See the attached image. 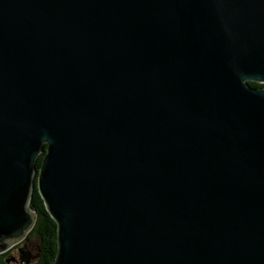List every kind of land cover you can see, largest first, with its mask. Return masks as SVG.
I'll return each mask as SVG.
<instances>
[{
	"label": "water",
	"instance_id": "obj_1",
	"mask_svg": "<svg viewBox=\"0 0 264 264\" xmlns=\"http://www.w3.org/2000/svg\"><path fill=\"white\" fill-rule=\"evenodd\" d=\"M251 82L264 0H0V254L36 188L54 264H264Z\"/></svg>",
	"mask_w": 264,
	"mask_h": 264
},
{
	"label": "trees",
	"instance_id": "obj_2",
	"mask_svg": "<svg viewBox=\"0 0 264 264\" xmlns=\"http://www.w3.org/2000/svg\"><path fill=\"white\" fill-rule=\"evenodd\" d=\"M256 88H264V84L250 83ZM42 164V156L39 157L37 166L40 168ZM38 215L34 229L28 234V240L36 237L37 243L35 253L30 252L25 247L24 241L13 247L10 251L0 254V264H54L58 252L57 242V225L46 211L45 203L35 188L30 200ZM20 251L30 253V257L25 256ZM9 261V262H8Z\"/></svg>",
	"mask_w": 264,
	"mask_h": 264
},
{
	"label": "rangeland",
	"instance_id": "obj_3",
	"mask_svg": "<svg viewBox=\"0 0 264 264\" xmlns=\"http://www.w3.org/2000/svg\"><path fill=\"white\" fill-rule=\"evenodd\" d=\"M37 240L36 237L31 238L29 241L25 242V247L30 252L35 253V246H36Z\"/></svg>",
	"mask_w": 264,
	"mask_h": 264
}]
</instances>
